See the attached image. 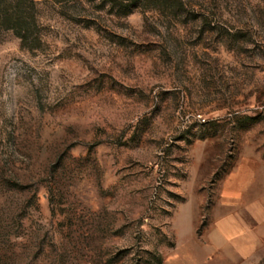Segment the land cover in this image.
Instances as JSON below:
<instances>
[{
    "label": "rangeland",
    "instance_id": "374dc122",
    "mask_svg": "<svg viewBox=\"0 0 264 264\" xmlns=\"http://www.w3.org/2000/svg\"><path fill=\"white\" fill-rule=\"evenodd\" d=\"M18 1L29 40L0 23V264H264L211 229L240 164L264 194V0Z\"/></svg>",
    "mask_w": 264,
    "mask_h": 264
},
{
    "label": "crops",
    "instance_id": "0c3cea01",
    "mask_svg": "<svg viewBox=\"0 0 264 264\" xmlns=\"http://www.w3.org/2000/svg\"><path fill=\"white\" fill-rule=\"evenodd\" d=\"M221 202L234 209L212 224L214 237L223 251L246 262L264 258V194L260 193L253 166L240 164L225 180ZM239 209L247 212L255 225L247 226Z\"/></svg>",
    "mask_w": 264,
    "mask_h": 264
},
{
    "label": "trees",
    "instance_id": "16d2710c",
    "mask_svg": "<svg viewBox=\"0 0 264 264\" xmlns=\"http://www.w3.org/2000/svg\"><path fill=\"white\" fill-rule=\"evenodd\" d=\"M23 2V4H22ZM6 0L4 4L0 1V23L8 29H12L18 32L19 37L25 44L29 40L31 33V26L25 18H22L23 8L27 4L25 1ZM31 5L34 4V0H31ZM153 264H163V259L160 254H155Z\"/></svg>",
    "mask_w": 264,
    "mask_h": 264
}]
</instances>
